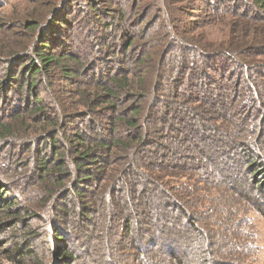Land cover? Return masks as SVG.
<instances>
[{"label": "trees", "instance_id": "16d2710c", "mask_svg": "<svg viewBox=\"0 0 264 264\" xmlns=\"http://www.w3.org/2000/svg\"><path fill=\"white\" fill-rule=\"evenodd\" d=\"M238 1L208 3L227 13ZM176 2L32 0L2 21L26 32L6 46L16 35L0 25V246L11 262L238 264L201 191L235 174L264 196V46L203 42Z\"/></svg>", "mask_w": 264, "mask_h": 264}, {"label": "rangeland", "instance_id": "374dc122", "mask_svg": "<svg viewBox=\"0 0 264 264\" xmlns=\"http://www.w3.org/2000/svg\"><path fill=\"white\" fill-rule=\"evenodd\" d=\"M31 1L11 0L10 4L0 8V25L7 27L9 25L16 35L5 39L6 43L10 44L6 46L18 47L19 43L25 39L23 35L26 32L19 27H14L13 23L3 24L4 21L9 23L8 21L15 19L18 13L31 10L35 6ZM98 1L102 6L105 5V0ZM177 1L179 2L176 4L187 6L189 14L186 19L196 27L193 33L201 37L203 42L207 41L213 45L232 44L237 45L236 47L251 43L264 46V7L259 6L258 14H254L252 7L255 6L256 0L238 1L240 5L237 7L233 3L227 13H219L215 5L208 3V0ZM154 15L158 13L156 11L148 13L146 22L149 23ZM175 17H178V14ZM0 34L3 33L0 31ZM89 39L92 40L94 37L90 35ZM255 60L264 63V53L255 56ZM190 172L193 174L190 169L181 171L175 183L182 186L189 184ZM238 178L235 174L227 175L219 179L220 182L214 180L213 187H206L203 184L201 193L205 195V198L200 205L201 211L205 212L207 219L210 217L214 231L223 229L226 243L233 240L231 250H235L238 264H264V213L262 212L264 196L256 190L253 194L250 193L242 183L244 181L238 182ZM3 249L5 248L0 246V264H19L5 257ZM43 249L44 247L39 248L40 256H43ZM26 264H31L30 260H27Z\"/></svg>", "mask_w": 264, "mask_h": 264}]
</instances>
